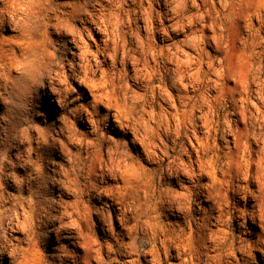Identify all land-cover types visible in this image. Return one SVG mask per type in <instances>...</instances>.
<instances>
[{"label":"bare ground","instance_id":"6f19581e","mask_svg":"<svg viewBox=\"0 0 264 264\" xmlns=\"http://www.w3.org/2000/svg\"><path fill=\"white\" fill-rule=\"evenodd\" d=\"M44 3L54 6L50 17L54 23L51 25L46 21L44 26L38 18L46 11L42 2L33 6L26 0H0L1 131L5 135L12 133L20 138L22 135L29 137L27 130L17 134L20 122L15 118V98L18 96L22 100L26 94L41 89L47 104L49 101L44 90L50 89L57 105L64 109L57 128L66 139L58 138L53 143L65 156L70 155L68 146H71L72 137L66 133L71 131L73 123L81 122L79 124L86 127L87 124L82 122L96 123L103 137V129H108L107 133L113 132L109 126L119 123L127 130L124 134L131 133V137L125 138L128 142L124 146L115 140L119 149L127 151L130 157L129 163L124 165V175L134 176L142 171L145 176L142 186L131 179H124L117 185L108 184L102 179L106 155L100 150L86 154L89 183L85 196L73 200H65L62 195L58 197L61 210L75 213L74 218H78L81 224L83 235L78 246L83 249V254L65 246L61 249L64 255L75 257V264H91L92 261L97 263V249L102 254L114 250L120 253L118 249L126 243L123 237L134 239L142 227L139 220L155 215L159 217L153 225L158 227L155 248L139 258L140 264H264V230L261 229L264 225V133L254 134L251 121L253 113L264 120V102L257 98L255 84L250 86L249 92L242 88L247 83L249 64L254 59L264 60V0H234L229 14L236 19L231 23L222 20L225 14L220 11L218 3L213 6L212 0H198L200 12L205 14L204 22L185 29L186 33L195 31L200 36L201 43L197 49L184 43L185 32L171 31L174 21L162 15L165 11L162 0H124L119 9L108 0H59V3L57 0H44ZM84 7H87V12L82 11ZM112 11H116L124 21L120 42L115 46L110 24L107 26L108 34H105V23ZM145 11H150V25L145 23ZM124 13L127 21L123 18ZM17 14H23L27 23H21L12 32L8 15ZM221 22L224 24L223 32L214 28ZM245 22L250 23L252 38L259 41L256 58L249 56L243 48L242 42L249 36L244 31ZM6 24H9L7 29ZM73 24L75 35L70 43L88 60L90 72L84 85L85 94L72 89L77 95L74 103H80L69 109L66 100L71 94L65 96L63 88L57 89L63 80H70L73 62L67 60L69 73L65 70L64 60L57 62L59 71L55 78L52 58L57 55V48L50 40L48 28H67L72 32ZM161 26L168 29L167 37L162 35ZM134 33L145 41L143 52L137 46ZM88 39L94 42L95 47L90 46ZM225 43L228 44L227 51L223 50ZM157 53L163 55L158 56ZM188 55L194 58L193 70L205 81H211V85L186 90L171 86L169 73L175 64L167 57L183 60ZM160 64L165 74L156 97L152 81L151 86H146L147 82L138 77L143 76L144 71L156 72ZM77 67L79 70L84 65L81 63ZM229 80L233 82L231 87L227 86ZM185 83H188L187 78ZM205 86L208 87L206 95L210 106L201 110L199 97ZM69 87L73 88L71 84ZM164 87L171 93V102L162 95ZM129 96L143 99L133 103ZM90 104L94 108L103 106L106 112L98 114L95 109L89 110ZM216 104L223 109L222 123L215 111ZM48 109L55 115L54 105L49 104ZM110 116L113 121H110ZM163 121L178 131L172 135L165 134L161 127ZM35 132L37 140L45 141L46 133ZM182 132L186 139L183 141ZM176 147L179 150L174 156L172 152ZM20 156L21 153H17V158ZM166 159H169L166 169L159 173ZM15 163L10 162L9 166L14 167ZM177 164L185 166L179 173L185 181L183 187L176 182L175 175H169V172L175 173ZM184 171L194 173V180L187 181ZM206 177L208 180L202 181ZM96 178L98 183L93 182ZM166 181H170L177 191L191 190L193 205L201 210L198 216H193V212L180 216L159 211L156 196ZM235 182L243 208L238 225L244 227L249 224L247 229L251 239L246 244L238 243L229 232L230 218L218 200L221 195L228 200L229 190ZM97 191H102L104 196L102 201L93 203L92 195ZM203 202L210 203L207 211L200 206ZM149 203L154 207L148 209ZM113 205L116 207L115 215ZM134 206L139 207V219L130 211ZM34 214L37 217L46 215L41 214L39 208ZM101 218L104 219L103 227L98 224ZM98 231H101L99 237ZM218 236L227 238V246L213 244ZM22 248L24 252L19 264H48L39 238L32 239ZM256 251L260 254L259 259L254 255Z\"/></svg>","mask_w":264,"mask_h":264},{"label":"clouds","instance_id":"9594fccd","mask_svg":"<svg viewBox=\"0 0 264 264\" xmlns=\"http://www.w3.org/2000/svg\"><path fill=\"white\" fill-rule=\"evenodd\" d=\"M26 2L33 6H38L42 2L46 11H44L43 16L38 18L44 26L46 21L49 22V25L54 23L50 20L54 13V6L45 4L44 0H26ZM162 2L165 9L162 15H166L174 21L171 25V31L173 32H185L186 28H193L196 23L204 22L205 14L200 12L198 0H162ZM212 2L213 6L218 3L220 11L225 14L222 17L223 21L229 23L235 21L236 18L229 14V9L232 7L234 0H212ZM57 3H59V0H57ZM108 3L119 9L122 8L124 0H108ZM190 9H195V11ZM82 11L87 12V7H84ZM143 15L145 23L150 25V11H145ZM8 19L12 32H15L21 23H27L23 14L8 15ZM9 24L5 25V29L9 27ZM109 24L111 25V39L115 46L120 42V30L124 21L120 19L116 11H112L105 23V34H108L107 26ZM214 28L223 32V22L215 25ZM48 31L57 48V55L52 58L55 78L59 71L57 61L62 56H66L68 60L73 62L70 80H63L62 83L57 80V83H60V88L57 90L60 91L63 88L65 96L69 94L75 95L72 92V88L69 87V84H71L82 95L85 94L84 85L87 82L90 65L88 60L70 43L75 35V24H73L72 32H69L67 28L57 29L51 26H49ZM160 31L164 37L169 34L168 29L163 26H161ZM244 31L249 33V36L242 42L243 48L249 56L256 58L259 55L256 51L259 47V41L252 38V28L249 22H245ZM8 34H11V32ZM134 35L138 48L143 52L145 41L139 37L138 33H134ZM184 43L197 49L200 46L201 38L195 31L191 34L185 32ZM227 49L228 44L225 43L223 50L227 51ZM156 55L162 56L163 54L157 53ZM113 56H115V52ZM167 59L175 64V67L169 73L173 88L186 90L189 87L195 88L196 86L212 84L211 81L202 79L193 70L194 58L192 56L188 55L183 60H173L171 57H167ZM81 63H83L84 68L78 70L77 66ZM220 71L222 74V67ZM190 72L191 74H189ZM154 76H157V73L144 71V75L139 76L138 79L146 81V86H151ZM186 78L188 83H185ZM253 84L258 89L257 98L264 102V60L254 59V62L248 66L247 83L243 84L242 88L245 92H249L251 90L250 86ZM156 87H159V85H156ZM44 91L47 93L46 99H48L49 103H54L53 92L50 89H45ZM207 92L208 87L205 86L199 97L201 110L210 106L209 97L206 95ZM162 95L171 102V93L167 87L162 89ZM44 99L45 97L42 96L37 108L36 124L43 125L47 122L50 125L56 122L57 126H59L64 109L57 105L56 113L52 115L46 110ZM128 99H131L133 103H139L143 97L129 96ZM251 121L254 134L264 133V120L253 113L251 114ZM82 123L87 124L85 131L89 133V136L87 138L72 139L73 154L67 157L62 153L58 145L47 143L46 141L41 143L38 152L45 157L46 164L43 170L32 163L33 155L37 154L33 151V149L37 148L33 139L25 138L27 142L20 140L16 144L0 146V264H19L24 252L22 245L35 238L41 240L42 249L47 254L48 264H75V257L65 256L61 249L67 246L73 248L78 254L81 252L78 246V241L83 235L81 224L78 218H74L75 213H66L61 210L58 204V197L62 195L65 200H73L74 198H83L85 196L89 183L86 154L100 150L106 155L105 170L102 173L104 182L117 185L124 179H131L138 185H143L145 176L142 171L134 176L124 175V165L129 163L130 157L127 151L120 150L119 145L115 143L114 132H119L123 135L127 130L121 127L119 123L110 125L109 127L114 130L109 133L113 135V140L107 141L105 137L101 136L102 130L98 124L87 121ZM161 127L165 134L169 135L178 131V128H173L167 121H163ZM103 131L107 132L108 129H103ZM29 143H32V149L27 148ZM103 145H106V147H102ZM17 153H23V155L17 158ZM10 160L16 161L15 167L9 166ZM184 168L183 164H177L175 173L169 172V175H175L176 182L181 187H183L185 181L180 178L179 173ZM184 176L187 181H193L195 178L194 173L190 171H184ZM103 196L104 193L102 191L94 193L92 195L93 203L102 201ZM156 205L161 213L188 216L193 212V194L188 189L177 191L170 181H166L160 187L156 196ZM153 207L154 205L151 203L147 205L148 209ZM36 208H39L41 214L46 213V215L37 217L34 214ZM130 211L139 219L137 215L139 213L138 206L132 207ZM113 213L114 215L116 213L115 205H113ZM158 220L159 217L155 215L139 220L142 225L141 234L137 235L135 239L127 241L118 249L121 255L125 257L119 262L113 260L111 256L106 260L102 252L97 249V264H140L139 258L155 248V236L158 232V227L153 225ZM98 224L103 227L104 219L101 218ZM119 227L117 225V228ZM58 229H63V231H58ZM261 229L264 230V225L261 226ZM213 244L221 247L227 246V238L218 236L213 241Z\"/></svg>","mask_w":264,"mask_h":264},{"label":"rangeland","instance_id":"374dc122","mask_svg":"<svg viewBox=\"0 0 264 264\" xmlns=\"http://www.w3.org/2000/svg\"><path fill=\"white\" fill-rule=\"evenodd\" d=\"M155 7L157 9H159V7L157 5ZM126 15L127 14H125V13L123 14V18H124L125 21H127V16ZM129 34L130 33H128V35ZM156 37H157V34H156ZM50 40H52L51 36H50ZM87 41H88V43H90V46L92 48L95 47L94 46L95 44H94L93 41H91L89 39ZM49 51H52V47H49ZM61 60H64L63 61L64 62V67H65V65H67V67H65V70L68 71V73H69V65L67 64L68 58L66 56H62L57 62H59ZM155 73H157V76L153 77L152 85H154L153 87L155 88V92H156L155 95H156V97H158L159 96L158 95L159 88L156 87V85H160L161 84L162 76L165 74V71H164V69H163L161 64L157 67V70H156ZM127 80H130V79L127 78ZM130 83H131V81H130ZM227 84H228L227 85L228 87H231L233 85V82L231 80H229L227 82ZM72 89L75 90L76 88L73 87ZM73 90H72V92H73ZM148 95L150 97L151 96V92H149ZM41 98H42V90L41 89L34 90L29 95L26 94L24 96V99H22V100L18 96L15 98V105H14V107H15V109H14L15 118H16L17 121L20 122V125H18V127H17V134L23 132V130L24 131L27 130L29 132V137H26L25 135H22V137L20 138L19 135L17 136L16 134H12V133L5 135V133H3L1 131V128H0V143H4V146H6L8 144H16L20 140H25V138L33 139V142L36 143V145L38 147L36 149H33L34 153H37V154L33 155L32 163L36 167H38V168L43 170L45 168L46 161H45L44 155L39 154V152H38L39 148L41 147V143L42 142H40L39 140L36 139L37 135H36L35 131L39 130V131H42V132L46 133L47 136H46L45 141L47 143H53V141L55 139H58V138L62 139L63 141H65L66 137H64L62 134H60L58 132V128H57V123L56 122H53L50 125L47 124V122H45V124H43V125L36 124L35 116L38 114L37 108H38V105L41 102ZM76 98H77L76 93H75V95H70L67 98L66 101H67L69 109L73 108L74 105L80 103V102L74 103V99H76ZM43 102L45 104L46 110L49 113H50V110L48 109V105L49 104H52V105H54V107L57 108V101L56 100H55L54 103H49L48 102L46 104L45 101H43ZM88 109L89 110L95 109L98 114H103V113L106 112V110H105V108L103 106H98V107L94 108L93 105L90 104L88 106ZM215 109H216L215 111L218 114L217 117H219V121H220V123H222L223 122V118H222L223 117V109L221 107H219V104H216ZM53 112H55V110ZM50 114H52V113H50ZM110 121H113V117L112 116H110ZM239 125H240V127H243V124L240 123ZM71 126H72L71 131H69L66 134L68 136H71L72 139L87 138L89 136V135H87L85 133L86 126H83L82 124H79L77 122L73 123V125H71ZM103 133H104L105 139L107 141L113 140V135H110L109 133H107L105 131H103ZM181 134H182V137H181L182 141L186 140L184 132H182ZM114 136H115V140L120 141V143L124 146L126 144V142H128L127 140H125V138L127 139V138L131 137V133L128 132L127 134L121 135L119 132L118 133L114 132ZM25 142H27V141L25 140ZM27 148L28 149H32L33 148L32 143H29L27 145ZM178 150H179V147H176L175 151L172 152L174 156H176L178 154ZM68 151H69L70 155L73 154L71 146H68ZM22 155H23V153H21V156ZM168 161H169V159H166V161L163 163V165L160 166L159 173L161 171H165ZM10 162H16V161L15 160H10L9 163ZM88 164L89 163L87 162V165ZM156 180H158V178ZM207 180H208V177L204 178L202 181L206 182ZM93 182L94 183H98L97 178L94 179ZM227 198H228V200H226L224 198V196L221 195V196L218 197V200L221 203V207L224 209L223 212L226 214L227 217L230 218V221H229L230 223L228 225L229 232L231 233V235L234 237V239L238 243L246 244L249 241V239H251V236H250V233H249V231L247 229L249 227V224L246 223V225L244 227H240L238 225V222L240 220V218H239L240 210H242L243 208L241 206V203H239V201H240V192L238 191V187L236 186V182H235L234 187H231V189L229 190V194H228ZM208 204H210V203L209 202H203V203L200 204V206L202 207L203 210L207 211L208 208H209ZM198 211H201V210H199L197 205H193V216H198ZM210 228L211 229H215L214 226H210ZM140 234H141V228L138 230L137 234L134 235V239L136 238L137 235H140ZM99 235H101V231L97 232V236L98 237H99ZM129 240H132L131 238H129V236L123 237V241L124 242H127ZM42 253L44 254V256L47 257V254L43 250H42ZM80 253L83 254V249H81ZM254 255H255L256 259L260 258V256H259L260 254L257 251L255 252ZM103 256H104V258L106 260L109 258V256H111V258L113 260H115V261H121L122 258H125V257H123L121 255V253L117 252L116 250H114V251H105V252H103ZM91 264H97V263L95 261H92Z\"/></svg>","mask_w":264,"mask_h":264}]
</instances>
